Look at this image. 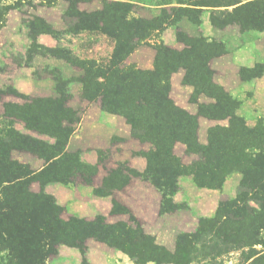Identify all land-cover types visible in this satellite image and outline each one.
I'll list each match as a JSON object with an SVG mask.
<instances>
[{
  "label": "trees",
  "instance_id": "obj_1",
  "mask_svg": "<svg viewBox=\"0 0 264 264\" xmlns=\"http://www.w3.org/2000/svg\"><path fill=\"white\" fill-rule=\"evenodd\" d=\"M85 1L66 0V31L106 35L114 42L111 56L105 66L94 60L74 59L70 54L59 58L83 71L79 82L84 100L101 99L104 111L122 116L131 137L149 146L138 153L145 160L142 173L119 163L93 188V194L112 196L128 186L132 177H142L161 194L159 213L171 214L182 209L173 200L181 177H190L199 189L219 190L230 174L239 173L238 191L233 199L219 202L213 216L200 218L193 233L177 235L172 253L145 233L129 210L115 199L111 200L110 214L129 215L133 226L124 221L108 223L102 215L91 220L74 216L63 219V209L52 195L43 191L44 186L69 185L76 178L91 186L98 164L84 163L78 151H67L79 116L67 105L69 96L63 89L67 80L60 77L55 97L4 105L5 117L0 124V264H44L50 244H63L83 253L88 240L117 249L137 264L156 263L161 258L172 264H189L197 257L215 259L239 249L258 245L264 248V122L259 119L255 126L248 127L242 117L235 115L238 102L214 84L210 62L225 53L224 45L178 30L176 39L183 45L178 54L172 56L165 47H159L150 70L125 64L139 44L181 18L199 24L203 8L213 9L210 22L215 28L264 30V0L248 1L230 11L220 8L237 3L174 0L178 7H171L169 13L162 9L149 20L129 17L133 7L130 3L103 0L100 10L85 12L78 8ZM8 10L9 6L0 4V27ZM27 27L31 48L39 35L55 34L52 26L39 17L28 21ZM263 69L257 65L242 69L240 74L256 76ZM179 70H183L182 84L193 88L190 98L197 106L195 115L170 99V80ZM200 96L212 101L199 103ZM146 108L155 109L164 117H146ZM199 118L226 124L209 127L206 143L202 144L198 140ZM16 122L50 141L20 132L14 126ZM177 144L183 145L185 154L195 159L182 163L174 153ZM14 152L30 154L42 166L33 170L29 164L14 159ZM34 183L39 186L38 192L31 190ZM249 264H264V253Z\"/></svg>",
  "mask_w": 264,
  "mask_h": 264
},
{
  "label": "rangeland",
  "instance_id": "obj_2",
  "mask_svg": "<svg viewBox=\"0 0 264 264\" xmlns=\"http://www.w3.org/2000/svg\"><path fill=\"white\" fill-rule=\"evenodd\" d=\"M102 1L86 0L79 3L78 8L85 12L100 10ZM108 1L130 3L133 7L129 17L147 20L158 16L162 9L169 13L171 7L179 6L174 0H153L147 5H140L138 0H134V3H131L132 0ZM248 1L252 0H220L222 4L237 3L220 9L230 11L235 6ZM160 3L161 6L166 7L158 9ZM164 3L166 4L164 5ZM0 4L9 6L5 22L0 27V124H3V117H5L4 105L8 103L23 105L29 103L32 98L55 97L57 79L60 77L64 79V75L67 78V83L63 85V89L69 96L67 105L74 109L79 116L77 130L72 138L70 149L72 152H81L84 160L98 164V172L93 178L91 186L85 185L80 178H76L69 185L50 183L44 186L43 191L52 195L56 204L63 209L61 215L63 219L66 220L74 216L91 220L97 215H102L108 223L124 221L133 226L129 215L110 214L111 200L115 199L129 210L131 218L141 226L145 233L153 236L157 244L172 253L177 235L193 233L200 218L213 216L219 202L233 199L236 196L239 185L237 179L241 178L239 173L230 174L219 190L198 189L191 179H188L190 177H181L179 190L173 196V200L182 205V209L171 214L159 213L161 194L142 177H132L128 186L115 192L112 196L94 195L93 188L98 186L109 170L115 168L119 163L142 173L145 169V160L138 153L147 150L149 146L140 144L133 139L129 126L121 119L120 122L116 120L109 122V117H99V102L90 103L81 96L79 79L83 75V71L76 64L71 65L59 57L70 54L69 56L74 59L94 60L98 65L105 66L109 60L112 42L99 32L69 34L66 31L67 26L63 17L68 6L66 0H54L51 4H48L46 0H0ZM33 17H39L47 23L50 22L55 31L54 35L44 34V37H39V35L36 39L38 48L36 44L34 48H31V40L28 38L27 22ZM178 22L172 24V30L176 28V32L179 30L186 33L182 27L177 26ZM228 29V32L232 34L231 30L233 29L231 27ZM163 33H154L147 41L139 44L127 63L150 67L153 56L159 47H165L172 56L178 54L183 45L177 39L176 43L165 44V40L160 38ZM164 35V39H166L167 33ZM235 44H238L237 41L235 43L231 41L230 45L235 46ZM178 72H182V70ZM178 72L172 75L173 88L170 87V92L172 91L169 93V96L172 94L170 99L174 104L178 103L175 105L179 108L195 115L197 106L191 101V93H188L183 87ZM107 90L109 93V86ZM104 98V100H108L107 97ZM198 102L209 103L211 101L201 97ZM163 115L152 108L150 110L146 108L144 113L146 117L159 118L164 117ZM225 124V121L217 122L199 118V142L206 143L209 127ZM14 126L22 133L50 141L45 136L27 131L21 122H16ZM110 126L113 127L111 130H109ZM113 131H116L117 134H112ZM109 134L113 136L109 137ZM174 153L184 164H189L195 159V156L185 154L184 146L181 144L175 146ZM12 156L22 163L29 164L33 170L42 166V162L30 154L14 152ZM31 190L38 192V184H32ZM46 250L44 264H137L127 254L94 240H88L85 243L83 253L63 244H50ZM262 253H264V248L258 245L235 250L215 259L197 257L189 264H249L255 256ZM1 258L0 255V263ZM146 264L172 263L168 262L166 258H161L156 263L148 262Z\"/></svg>",
  "mask_w": 264,
  "mask_h": 264
},
{
  "label": "crops",
  "instance_id": "obj_3",
  "mask_svg": "<svg viewBox=\"0 0 264 264\" xmlns=\"http://www.w3.org/2000/svg\"><path fill=\"white\" fill-rule=\"evenodd\" d=\"M151 1L153 0H138L137 2L140 5H144V4L147 5ZM131 3H134V0H132ZM163 7L166 6H161L160 3L158 9H161ZM211 12L212 9L203 8V11L201 12V15L199 17L200 20L199 24H193L188 19L183 18L177 23V26L182 27V29H184L186 33L189 34L190 36L193 37L202 36L206 38L208 41H217V42H221L224 45L225 53L217 58H214L210 62V68L214 71L213 82L215 85L218 86L219 90H221L224 94H226L227 96L231 97L233 100L238 102V107L235 110V115H237L238 117H242L245 120L247 126L253 127L259 119H262L264 121V69L261 72V74L251 77H246V76L241 77L240 71L242 69H246V70L253 69L257 65H262L264 67V30H247L241 32L236 26L215 28L210 22ZM48 23L51 24L50 22ZM229 27L233 29L231 30V32H233L232 34L228 32ZM173 30H172V25H169L164 29V31L161 32V33L164 32L160 38H162V40H165L164 41L165 44H172L173 42L176 43V35H175L176 28H173ZM165 33H167L168 35L166 39H164ZM102 35L108 38L106 35L104 34ZM39 37H44V34H41ZM109 40L112 42V48L110 52V56H111L114 42L111 39ZM231 41H233L234 43L237 41L238 44H235V46H231L230 45ZM129 57L125 62L126 65H130L127 63ZM136 67L142 70H150L152 69V64L150 67L148 66L141 67L139 65ZM178 73L181 76L180 79H182L183 70L182 72H178ZM63 78L65 80L67 79L64 75ZM183 87L188 91V93H192L193 88L191 86L183 85ZM172 88L173 85H172V77H171V89ZM81 90H82V86H81ZM170 97L172 98V94H170ZM201 97L206 98L204 96H200L198 101L200 100ZM209 100L212 101L211 99ZM96 101L99 102V106H100L99 117H109V122H113V121L115 122V120L117 122H120L119 120L121 119V121L126 124L125 119L122 116L104 111L101 108V99L87 101V102L93 103ZM175 104L177 105L178 103L175 102ZM112 128L113 127L110 126L109 130H111ZM76 130L77 129L75 128V131L73 135L70 137L67 144V151L69 152H72L70 149V144L72 138L74 137V134L76 133ZM113 133H116V131H113L112 134ZM111 136L113 135L109 134V137ZM73 152H77V151H73ZM80 153L81 152H79V156L82 162L87 164L94 163L93 161L84 160ZM239 181L240 178L237 179L238 183Z\"/></svg>",
  "mask_w": 264,
  "mask_h": 264
}]
</instances>
